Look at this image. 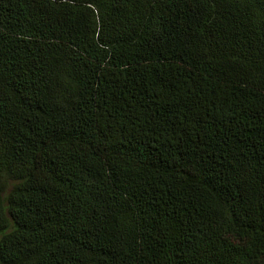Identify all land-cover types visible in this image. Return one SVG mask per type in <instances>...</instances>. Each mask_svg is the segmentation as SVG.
Returning a JSON list of instances; mask_svg holds the SVG:
<instances>
[{
	"label": "trees",
	"instance_id": "obj_1",
	"mask_svg": "<svg viewBox=\"0 0 264 264\" xmlns=\"http://www.w3.org/2000/svg\"><path fill=\"white\" fill-rule=\"evenodd\" d=\"M0 264H264V0H0Z\"/></svg>",
	"mask_w": 264,
	"mask_h": 264
}]
</instances>
